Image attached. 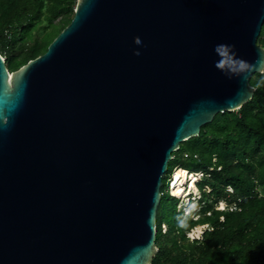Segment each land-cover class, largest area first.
<instances>
[{
	"label": "water",
	"instance_id": "95a60500",
	"mask_svg": "<svg viewBox=\"0 0 264 264\" xmlns=\"http://www.w3.org/2000/svg\"><path fill=\"white\" fill-rule=\"evenodd\" d=\"M263 23L264 0H76L43 54L0 55V264H150L172 154L252 98Z\"/></svg>",
	"mask_w": 264,
	"mask_h": 264
},
{
	"label": "trees",
	"instance_id": "16d2710c",
	"mask_svg": "<svg viewBox=\"0 0 264 264\" xmlns=\"http://www.w3.org/2000/svg\"><path fill=\"white\" fill-rule=\"evenodd\" d=\"M75 4L76 0H0V55L7 70L14 71L43 54L52 39L70 22ZM70 14L71 18H67L59 30L53 29L40 42L34 41L21 57H10L16 49L24 50L28 42L34 40L41 23L53 26L56 19ZM259 46L264 48V44ZM249 85L255 89L253 96L239 110L216 114L210 123L201 127L197 137L184 142L189 150L204 151L205 158L198 170L213 165V157L217 158L214 166H222V172L213 170L212 179L201 185L208 184L221 192L225 186L232 187L233 198L239 201L241 210L226 213L222 223L213 219V231L200 241L189 243L185 228L177 227L176 219L173 225H167V233L161 234L163 221L158 209L168 195L160 189L155 217L156 253L150 264L166 260L169 244H176L173 239L187 241V244L178 246L177 255L167 264H264V72L252 75ZM206 128L212 131L211 141L201 137ZM233 161L236 163L230 168ZM163 185L164 180L161 188Z\"/></svg>",
	"mask_w": 264,
	"mask_h": 264
},
{
	"label": "built area",
	"instance_id": "2783aa9c",
	"mask_svg": "<svg viewBox=\"0 0 264 264\" xmlns=\"http://www.w3.org/2000/svg\"><path fill=\"white\" fill-rule=\"evenodd\" d=\"M173 160L174 156H172V161ZM180 171H182V168L179 166H174L170 172L169 170L166 171L164 175V185L166 186V189L164 192L169 197L177 200L175 209L176 225L177 227H180L181 224L184 225L183 228H185V238L189 242L200 241L206 233L212 232L215 228L212 223L213 219H217L218 223H222L224 221V213L239 212L241 209L238 207V203L236 202H233V206L229 208V204L234 194V189L232 187L226 186V192L230 194L227 193L225 197H222L223 199L215 200L212 195L214 189L205 183L201 185L207 177H210V174L201 170L195 172L186 170L187 179L192 176L195 178V188H191L190 180L186 183H181L182 176L179 174ZM180 189L183 190V194L177 196L176 192ZM184 190L186 191L184 192ZM221 203L225 206L224 210L218 211ZM221 217L223 219H221ZM204 225H209V227L204 228ZM167 231V224L164 222L161 223V234H166Z\"/></svg>",
	"mask_w": 264,
	"mask_h": 264
},
{
	"label": "rangeland",
	"instance_id": "374dc122",
	"mask_svg": "<svg viewBox=\"0 0 264 264\" xmlns=\"http://www.w3.org/2000/svg\"><path fill=\"white\" fill-rule=\"evenodd\" d=\"M69 17L71 18V14L66 15V16H62L53 22V24H52L53 26H49V27L46 25V23H41L39 25V29L34 33V40L31 42H28V44L26 45L24 50L16 49L10 57H13L12 59H17V58L21 57L24 53H26V51H28L30 49V47L32 46L34 41L40 42L49 33L53 32V29L59 30L62 27V25L65 23L66 19ZM72 17H73V15H72ZM259 42L264 44V29L261 30V33L259 36ZM209 134H212V131H211V129L206 128L203 131V134L201 135V137L207 138V139H209V141H211L210 139H212V138L209 136ZM173 156H174V159H177V161H171L170 167L168 169L169 172L171 171V169L175 165H177L180 168H183L185 170H188L190 172H195V171H198V169H199V163H202L204 161L205 153L202 149L189 150L187 148V145L183 142V143H180L178 150L173 153ZM216 161H217V158L213 157V159H212L213 165L206 167L204 170H201L207 174H210V177H207L205 179L206 181H209L212 179V171L213 170L220 172V173L222 172V170H223L222 166H214ZM235 163H236V161H233L230 164V168L232 167V165H235ZM165 189H166V186L163 185V187L161 188V191H164ZM226 189H227L226 186L224 187L223 192H221L219 189H218V191L216 189H214V191L212 192L213 194L212 193L211 194L213 195L215 200L223 199L222 197H225L228 193V192H226ZM258 190H259V188L257 189V191ZM228 194H230V193H228ZM233 202L238 203L239 201H236L234 198H232L231 202L229 204L230 205L229 208H231L233 206ZM176 204H177L176 199H173V198L167 196L166 199H162L160 208L158 209V216H159L160 220L163 221L164 223H166L168 226L173 225V223L175 221L174 219H175V215H176V212H175ZM238 207L241 209L240 206H238ZM225 214L226 213H224V215ZM169 236L171 237V235H169ZM169 240H171V239H169ZM174 241L176 242V244H173V245L169 244V250L167 253L168 254L167 258L161 264H167L168 260H171L172 258H174L177 255L178 246H180L182 244H185V245L187 244V241H180V240L176 241L175 239H173V242ZM189 252L190 251L187 250V253H189Z\"/></svg>",
	"mask_w": 264,
	"mask_h": 264
},
{
	"label": "bare ground",
	"instance_id": "6f19581e",
	"mask_svg": "<svg viewBox=\"0 0 264 264\" xmlns=\"http://www.w3.org/2000/svg\"><path fill=\"white\" fill-rule=\"evenodd\" d=\"M179 174L182 176V179H181V183L183 184V183H186L188 180H190V187L191 188H195V186H194V183H195V178H194V176H192V177H190L189 179H187V172H186V170H184V169H182V171H180L179 172ZM186 190H184V192H185ZM183 190L182 189H180V190H178L177 192H176V195L177 196H180V195H182L183 193ZM221 204H223V203H221Z\"/></svg>",
	"mask_w": 264,
	"mask_h": 264
},
{
	"label": "clouds",
	"instance_id": "9594fccd",
	"mask_svg": "<svg viewBox=\"0 0 264 264\" xmlns=\"http://www.w3.org/2000/svg\"><path fill=\"white\" fill-rule=\"evenodd\" d=\"M137 42H139L138 40H137ZM136 55H138V53L136 54ZM224 205L223 204H221L220 206H219V208H218V211H223L224 210ZM221 219H223L222 217H221ZM184 225H180V227H183ZM204 228H208L209 227V225H204L203 226ZM197 238H198V236H197Z\"/></svg>",
	"mask_w": 264,
	"mask_h": 264
}]
</instances>
